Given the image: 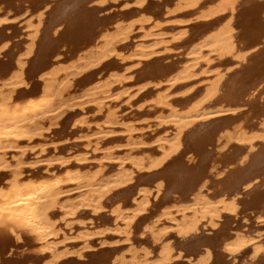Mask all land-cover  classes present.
<instances>
[{
    "label": "bare ground",
    "instance_id": "bare-ground-1",
    "mask_svg": "<svg viewBox=\"0 0 264 264\" xmlns=\"http://www.w3.org/2000/svg\"><path fill=\"white\" fill-rule=\"evenodd\" d=\"M89 213L128 256L71 262ZM260 225L264 0H0V264H250Z\"/></svg>",
    "mask_w": 264,
    "mask_h": 264
},
{
    "label": "rangeland",
    "instance_id": "rangeland-1",
    "mask_svg": "<svg viewBox=\"0 0 264 264\" xmlns=\"http://www.w3.org/2000/svg\"><path fill=\"white\" fill-rule=\"evenodd\" d=\"M123 1V0H122ZM125 1V0H124ZM127 1H131V0H127ZM117 7H111V10H114V11H122V12H124V11H127L128 9L130 10L131 8H133V7H130V8H128V9H121V6L122 5H119V4H117L116 5ZM132 6V5H131ZM120 7V8H119ZM109 10V9H108ZM110 10V12H112ZM106 11V10H105ZM105 11H103V12H101V14H105L106 12ZM108 13V12H107ZM22 21L19 23V24H16L15 25V27H16V29L19 31L18 33H19V36H17V37H15V38H13V40H23L24 41V39L26 38L25 36V30H24V28L22 27L23 26V22H24V20H23V18L21 19ZM19 25V26H18ZM22 29V30H21ZM25 31V32H24ZM21 33V34H20ZM21 46V45H20ZM14 48H16V47H14ZM173 92V91H172ZM140 96H142V94L140 95ZM174 99H176L175 101H174V104H176V105H179V104H181V103H183V102H185V101H188V99L187 100H183V102H182V99H178V98H174ZM180 102V103H179ZM178 103V104H177ZM179 106H181V105H179ZM148 108V107H147ZM121 111L120 112H122V113H128V111H129V109H125V107H124V105L122 106V108H119ZM123 109H124V111H123ZM91 110V109H90ZM89 110V111H90ZM90 115V114H89ZM91 115H92V112H91ZM147 135V134H146ZM145 135V136H146ZM150 136V135H149ZM123 138H124V140H123ZM50 138L48 137V140H49ZM121 140L120 141H118V143H125L126 141V138L125 137H121L120 138ZM151 139L152 138H150V139H146V141L147 142H150L151 141ZM122 141V142H121ZM48 146H52L51 144H48ZM124 149V148H123ZM126 150L124 149V150H122L121 149V151L120 152H118V156L119 157H123V156H125V154H126ZM113 167V169L112 168H110L109 170V172H111L112 170V172L111 173H114L117 169H118V166H116V165H113L112 166ZM114 168H116V169H114ZM108 170V169H107ZM72 194V196H75V192H73V193H71ZM247 213H249V212H246V214ZM245 213L243 214V215H246ZM89 216H90V213L89 214H87L86 216H84V219L86 218V222H87V224L90 222V218H89ZM225 216V217H224ZM230 216V215H229ZM228 215H226V214H224L223 215V217H222V221H220L221 223H222V226H221V223L219 224V228H221V229H219V230H221V231H219V230H214V229H212V228H210V230H209V232L210 233H216L217 234V236H219V234L221 235V236H223L222 234L224 233L222 230H224L225 231V233H224V236L225 235H227L229 232H231V229L230 228H238L239 229V227L242 229V230H246V229H249V228H255V227H259V224H257L256 222H255V220H254V217H250L249 215H247L248 217H247V219H248V221H246L248 224H250V222H251V224H250V226L251 227H249V225L245 222V220L244 219H241L240 220V218L239 219H233L231 216L229 217ZM88 217V218H87ZM93 217V223L92 224H88L89 225V227L91 228L90 229V232L91 233H93L91 236H89V240H88V244L91 246V248H89V249H85L84 248V246L86 245V241H84V239H81V238H73V239H70V240H68L66 243H67V248H69L70 250H72L73 251V253H71V256H69V258H70V260H71V262H75V261H77L78 259L76 258V256H78L77 254L79 253V251H85V254H87L88 256L87 257H91V256H94V257H96L95 256V253H96V250H97V255L100 253V254H102L103 252L105 253H111V251L112 252H116V250L119 252V250H120V253H124V254H126L127 256H128V254H129V252H128V250L126 249L128 246H127V242L124 240V234L123 233H113V235L111 236H109L108 235V233H111V232H104V233H102V234H98L97 232L98 231H101V229H99V227H101V228H104L105 226H107L108 224L106 223H102V224H98V220H97V218H95L94 216H92ZM225 218V219H224ZM242 218V217H241ZM230 219H231V221L232 220H234V221H232V222H230ZM226 221V222H225ZM236 221H238V222H236ZM240 221V222H239ZM96 222V223H95ZM223 222L225 223V224H223ZM242 222H244V224L242 223ZM237 223H241V224H237ZM253 223V224H252ZM80 225V224H79ZM98 225V226H97ZM109 225H111L110 223H109ZM223 225H225L224 227H223ZM231 225H233V226H231ZM236 225H238L237 227H236ZM92 226H93V228H92ZM253 226V227H252ZM261 227H264V225H260ZM79 227V226H78ZM77 227V228H78ZM230 227V228H229ZM81 227H79V229H80ZM218 229V228H217ZM229 229H230V231H229ZM78 230V229H77ZM213 231H215V232H213ZM229 231V232H228ZM218 232V233H217ZM222 234H221V233ZM107 233V234H106ZM215 234V235H216ZM105 235L106 236H108V237H105ZM136 235H138V234H136ZM136 237V236H135ZM137 238V237H136ZM135 239V238H134ZM138 239V240H137ZM137 239H135V241H137V243H140V244H137L138 246H140V245H143V244H145V242L143 241V239L142 240H139V239H141V238H137ZM105 241V243H102L101 244V242H103V241ZM118 240V241H117ZM80 241V242H79ZM82 241V242H81ZM90 241V242H89ZM114 241H116V242H114ZM143 241V242H142ZM116 247V248H115ZM101 248H103V249H101ZM104 248H105V250H107V251H105L104 250ZM93 250V251H92ZM101 250V251H100ZM103 250V251H102ZM108 250H110V251H108ZM249 251L248 252H246V254L244 253V255L245 256H243L242 255V260L243 261H246V262H248V263H250V264H254L255 263V260H253V261H250V254H251V250L250 249H248ZM87 252V253H86ZM89 252V253H88ZM91 252H92V254H91ZM103 253V254H104ZM250 253V254H249ZM247 254H248V258H249V260L248 259H246V256H247ZM91 255V256H90ZM263 256V257H262ZM69 258H67V264H72V263H69L70 262V260H69ZM86 258V257H85ZM84 258V259H85ZM257 260H256V263L255 264H263L264 263V254L262 255H260V256H258L257 258H256ZM69 260V261H68ZM260 260V261H259ZM262 261V262H261Z\"/></svg>",
    "mask_w": 264,
    "mask_h": 264
}]
</instances>
